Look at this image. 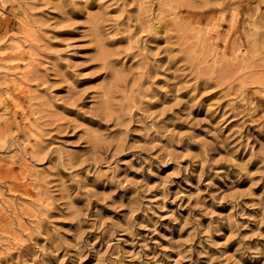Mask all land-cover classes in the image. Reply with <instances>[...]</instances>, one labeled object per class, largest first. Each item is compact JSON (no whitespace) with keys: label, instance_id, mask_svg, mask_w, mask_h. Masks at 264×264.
<instances>
[{"label":"clouds","instance_id":"clouds-1","mask_svg":"<svg viewBox=\"0 0 264 264\" xmlns=\"http://www.w3.org/2000/svg\"><path fill=\"white\" fill-rule=\"evenodd\" d=\"M0 264H264V0H0Z\"/></svg>","mask_w":264,"mask_h":264},{"label":"rangeland","instance_id":"rangeland-1","mask_svg":"<svg viewBox=\"0 0 264 264\" xmlns=\"http://www.w3.org/2000/svg\"><path fill=\"white\" fill-rule=\"evenodd\" d=\"M63 34H71L69 30H63Z\"/></svg>","mask_w":264,"mask_h":264}]
</instances>
